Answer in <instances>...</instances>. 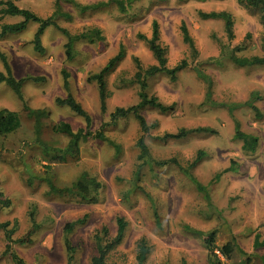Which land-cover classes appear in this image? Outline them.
I'll return each instance as SVG.
<instances>
[{
  "label": "rangeland",
  "instance_id": "obj_1",
  "mask_svg": "<svg viewBox=\"0 0 264 264\" xmlns=\"http://www.w3.org/2000/svg\"><path fill=\"white\" fill-rule=\"evenodd\" d=\"M12 1L19 8L42 18L55 17L57 25L72 35L85 29L98 28L105 40L95 44L75 43L76 56L67 62L65 37L55 28L42 36L45 53L33 50L37 26L30 24L21 34L0 40V52L5 55L16 79L43 77L42 84L25 83L22 92L32 109H47L50 113L42 122L41 140L64 148L67 138L53 132L52 127L67 123L73 131L85 128L84 121L68 108L55 105L65 98L61 70L69 73L70 94L92 118L91 130L105 126L107 138L119 146V152L109 144L89 139L80 145V157L53 167L52 179L58 186L73 183L83 172L96 178L101 189L96 204L85 205L74 199L46 196L47 187L41 180L45 165L40 147L35 142L33 123L21 113V102L14 92L0 83V109L20 113L21 127L0 141V190L11 202L0 208V222L14 221L18 230L14 239L21 238L31 227L34 212L37 232L27 245L13 249L26 264H67L64 226L77 224L69 235L74 249L75 264H91L96 255L94 236L103 228L109 238L117 232L116 219L127 226L123 239L106 257L107 264H138V245L144 240L148 254L143 264H209L208 251L202 239L193 231L215 232V245L222 247L234 240L240 249L222 264H264V66L235 67L228 55L250 35L248 47L236 51L243 58L264 57L261 40L264 28L258 17L240 7L235 0H120L123 10L110 4L94 11L81 12L69 1L83 6L98 5L112 0H61L60 14H55L56 0ZM227 12L233 20L230 40L220 20H203L199 12ZM61 15H70L71 19ZM5 17L4 24L19 22ZM159 27V43L167 50V66L173 68L186 61L188 66L177 74L176 81L159 74L148 80V94L155 96L173 110L160 113L151 108L141 110L150 127L142 134L133 118L109 125V114L117 107L128 108L139 101L138 86L130 84L137 58L143 68L156 61L146 42L139 37H151L152 23ZM182 25L196 49L194 58L184 42ZM122 46L124 59L106 78L109 97L107 111L101 113L97 86L88 83L89 75L99 72ZM196 69L213 83L212 100L225 105L244 103L252 92H259L257 102L263 118L256 120L248 109L233 115L224 110L202 107L206 85L197 77ZM0 72L4 66L0 60ZM234 121L244 133L258 138L256 153L243 152L241 142L234 139ZM211 128L216 135L196 134L182 140H160L178 130ZM144 137L149 154L155 161L176 159L186 167L199 151L202 161L191 171L196 180L207 187L208 197L175 166L154 171L139 160L137 141ZM234 171L224 172L231 166ZM140 178L135 183V173ZM29 173L35 175L28 184ZM219 175V176H218ZM218 178L216 179V177ZM156 213L159 225L155 224ZM259 246L255 247V242ZM6 242L0 231V264H14L5 255Z\"/></svg>",
  "mask_w": 264,
  "mask_h": 264
},
{
  "label": "trees",
  "instance_id": "obj_2",
  "mask_svg": "<svg viewBox=\"0 0 264 264\" xmlns=\"http://www.w3.org/2000/svg\"><path fill=\"white\" fill-rule=\"evenodd\" d=\"M61 0H56L55 14H60L59 3ZM160 1V0H159ZM203 1V0H201ZM223 1V0H220ZM81 12L94 11L100 9L101 7L108 6L110 4H115L119 9L123 10V1L112 0L107 3H101L92 6H83L74 1H69ZM235 2L242 8L247 9L250 13L255 14L258 17L260 24L264 28V0H235ZM65 18L71 19L70 15H61ZM198 16L203 20H220L224 24L225 32L230 40L233 39V20L229 13L227 12H210L204 13L199 12ZM5 17L19 18L20 21L13 24H4L0 29V40L7 36L21 34L30 24L37 26V30L34 34L32 45L33 50L39 54L43 55L45 53L44 47L42 45V36L48 28H55L62 33L65 37L66 42L64 45V53L66 61H73L76 56L75 43L78 41H84L89 44H95L98 42H103L105 37L103 33L98 28H90L83 30L80 34L72 35L66 29L59 27L55 21V17L42 18L35 13L19 8L12 1H0V20ZM183 33L184 42L189 46L192 56L196 57V49L194 44L187 32L184 25L181 27ZM141 40L146 42L148 49L153 55L156 61L155 65H151L147 68H143L140 61L134 58L136 72L130 81V84H135L138 86V98L139 101L136 105L130 106L128 108H115L109 114V125L116 124L120 120H125L128 118H133L142 134H147L150 127L148 126L146 120L141 115V110L145 108H151L159 111L160 113H166L173 110V105L167 106L161 103L155 96H150L148 94V80L156 75L163 74L167 76L171 81H176L177 74L182 70L186 69L188 63L182 61L180 64L173 68L167 66V50L162 47L159 43V27L156 22L152 23L151 37L147 38L143 35L139 37ZM250 40V35H247L243 43L235 48L234 51L230 52L228 58L230 62L238 68H245L249 66H264V57H251L243 58L235 55L236 51H243L248 47V42ZM261 47L264 51V34L261 40ZM125 51L122 46H120L118 53L111 58L107 64L97 73L89 75L87 78L88 83H95L98 91V98L100 102L101 113L105 114L107 111L106 101L109 97L107 91V76L115 70L118 64L124 59ZM0 60L4 66V73L0 72V83L6 84L17 96L18 100L21 102V113L28 120L33 123V130L35 134V142L40 147L41 155L45 162L49 164L45 165V172L41 180L45 183L47 187L46 196L51 198H69L78 201L81 204L91 205L96 204L98 201V193L101 189L100 182L94 178L90 177L88 173H81L76 180L67 186H58L52 179L53 167L50 164H63L67 163L68 160L78 159L80 157V145L89 139H95L97 141L105 142L112 146L116 152H119V146L112 142L106 137L104 128L102 126L100 130L92 132V118L87 111L75 100V98L70 94V83H69V73L65 70H61V78L64 90L67 92L65 98H57L55 100V105L59 107L68 108L75 116L81 118L85 123V128L78 131H73L71 126L67 123L60 122L52 127L54 133L62 135L67 138V144L64 148L54 147L41 140L42 133V122L47 119L50 115L47 109H32L30 108L24 98L22 87L25 83L42 84L45 82L43 77H25L23 79H16L13 77L10 66L6 60L4 54L0 52ZM196 75L200 78L206 85V98L201 104L202 107H206L212 110H224L229 115H233L236 111L240 109L250 110L256 120L263 118L260 109L257 107V102L262 100V96L259 92H252L248 100L244 103H232L225 105L224 103H217L212 100V80L206 76L202 70L196 69ZM21 127V116L19 112L12 111L9 109H0V141L5 137L15 133ZM196 134L203 135H216V131L205 127L196 129H180L173 134H165L160 138L162 141L170 140H182ZM234 139L241 142V149L243 152L254 154L258 148V138L252 134L244 133L241 130L240 124L234 121ZM137 146L139 148V160L142 161L143 165L149 167L153 174L155 169L162 168L165 166H175L179 172H181L186 178H188L196 187L198 192L203 193L205 197H208L207 187L200 184L192 174V170L202 161L205 157L203 151H199L196 158L188 166H181L176 159H169L165 161H155L149 154L148 148L144 142V137H141L137 141ZM234 171V166L232 165L224 172ZM219 176V175H218ZM216 177V179L218 178ZM36 178L35 175L29 173L28 184L32 185L33 180ZM140 178V168L135 173V183L138 182ZM11 202L0 190V208H9ZM155 224L159 225L158 217L154 213ZM31 227L30 229L19 239H14V234L18 230V223L14 221L13 224L9 222H0V231L4 235L6 242L5 255H8L14 264H26L23 259H21L18 254L14 251V245H27L32 241V236L37 232L38 223L35 221L34 212L30 214ZM81 221H76L74 223H66L64 226V245L67 254V264H75L74 262V249L70 243L69 235L73 228L79 224ZM117 232L114 238H109L107 235V230L103 228L100 232L96 233L94 236V241L96 245V255L91 259V264H107L106 257L108 253L119 245L123 239L124 232L127 223L122 218L116 219ZM194 234L198 235L208 251V263L209 264H222V258L230 259L235 251H240L236 242L234 240L227 242L222 247H217L215 245V232L202 233L193 231ZM259 244L256 241L255 247ZM148 254V248L144 240H141L138 245V264H143L146 256Z\"/></svg>",
  "mask_w": 264,
  "mask_h": 264
}]
</instances>
